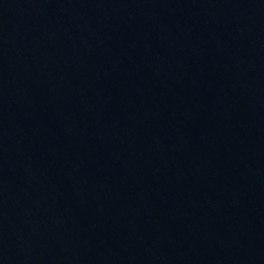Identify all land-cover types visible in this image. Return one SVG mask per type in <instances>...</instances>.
I'll use <instances>...</instances> for the list:
<instances>
[{
    "label": "water",
    "instance_id": "water-1",
    "mask_svg": "<svg viewBox=\"0 0 264 264\" xmlns=\"http://www.w3.org/2000/svg\"><path fill=\"white\" fill-rule=\"evenodd\" d=\"M0 264H264V0H0Z\"/></svg>",
    "mask_w": 264,
    "mask_h": 264
}]
</instances>
